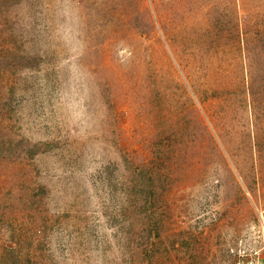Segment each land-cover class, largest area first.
<instances>
[{
    "label": "rangeland",
    "instance_id": "1",
    "mask_svg": "<svg viewBox=\"0 0 264 264\" xmlns=\"http://www.w3.org/2000/svg\"><path fill=\"white\" fill-rule=\"evenodd\" d=\"M264 264V0H0V264Z\"/></svg>",
    "mask_w": 264,
    "mask_h": 264
},
{
    "label": "built area",
    "instance_id": "2",
    "mask_svg": "<svg viewBox=\"0 0 264 264\" xmlns=\"http://www.w3.org/2000/svg\"><path fill=\"white\" fill-rule=\"evenodd\" d=\"M236 264H245L244 261H237ZM248 264V263H246Z\"/></svg>",
    "mask_w": 264,
    "mask_h": 264
}]
</instances>
